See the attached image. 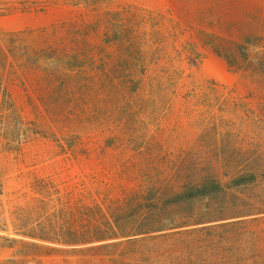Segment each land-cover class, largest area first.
Here are the masks:
<instances>
[{
	"label": "trees",
	"instance_id": "trees-1",
	"mask_svg": "<svg viewBox=\"0 0 264 264\" xmlns=\"http://www.w3.org/2000/svg\"><path fill=\"white\" fill-rule=\"evenodd\" d=\"M30 4L0 31V264H264V26Z\"/></svg>",
	"mask_w": 264,
	"mask_h": 264
},
{
	"label": "rangeland",
	"instance_id": "rangeland-1",
	"mask_svg": "<svg viewBox=\"0 0 264 264\" xmlns=\"http://www.w3.org/2000/svg\"><path fill=\"white\" fill-rule=\"evenodd\" d=\"M31 0H0V31L17 30L38 24V17L26 13ZM145 7L159 9L163 13L170 11L175 17H196L198 11L214 14L222 20H233L243 33L254 32L249 25L254 22L264 26V0H132ZM201 4V8H199ZM254 25V24H253ZM243 35V34H242ZM244 40L251 38L243 35ZM197 75L213 79L224 85L236 82V75L227 66L226 60L206 49L197 66L192 68ZM3 257V255H0Z\"/></svg>",
	"mask_w": 264,
	"mask_h": 264
}]
</instances>
